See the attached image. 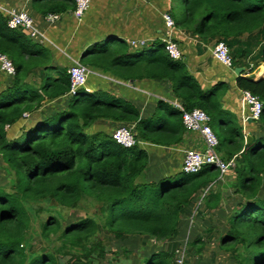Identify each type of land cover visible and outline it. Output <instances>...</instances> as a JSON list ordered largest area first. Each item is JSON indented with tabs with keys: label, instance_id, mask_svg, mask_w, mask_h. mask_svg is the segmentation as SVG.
Segmentation results:
<instances>
[{
	"label": "trees",
	"instance_id": "trees-1",
	"mask_svg": "<svg viewBox=\"0 0 264 264\" xmlns=\"http://www.w3.org/2000/svg\"><path fill=\"white\" fill-rule=\"evenodd\" d=\"M182 2L186 14L176 19V26L202 39L261 30L264 40V0ZM75 5V0H32L33 8L45 17L66 13ZM0 53L16 68L12 86L0 93V157L2 168L11 176L9 184L0 185V264H102L112 250L104 244L100 225L118 240L146 235L161 244L175 235L182 210L196 194L220 178V171L208 165L199 173L182 172L159 183L147 181L149 155L140 142L169 147L181 143L186 133L182 112L164 102L158 103L153 117L143 119L131 103L106 92L90 94L81 89L71 96L66 109L44 115L34 127L10 139L9 129L27 112L38 110L43 100L69 93L70 76L67 69L50 65V53L22 30L10 29L2 12ZM262 55L264 62V50ZM82 63L124 80L170 81L186 110L205 111L212 129L230 127L219 140L218 151L227 161L241 156L234 169L236 191L247 203L235 209L231 221L235 232L222 242L228 245L224 246L227 251H234L237 264H264V199L259 196L264 186V138L258 146L246 145L242 129L220 108L227 85L220 83L204 91L183 61L171 59L160 44L143 54L128 53L124 42L101 44ZM34 67L45 70L40 88L25 81ZM237 83L263 102L259 122L264 124V80L239 77ZM100 120L135 124L138 143L125 148L113 140V132L91 133ZM212 196L207 203L214 206L219 199L214 201ZM97 205V217L87 214L67 225L61 222L64 218L58 208L86 210ZM43 212L49 216L42 220ZM34 220L40 221L39 235L47 243V249L39 252L30 251ZM253 232L257 234L251 237ZM175 258V253L158 251L144 258V264H174Z\"/></svg>",
	"mask_w": 264,
	"mask_h": 264
},
{
	"label": "crops",
	"instance_id": "crops-1",
	"mask_svg": "<svg viewBox=\"0 0 264 264\" xmlns=\"http://www.w3.org/2000/svg\"><path fill=\"white\" fill-rule=\"evenodd\" d=\"M75 9L60 14V19L55 22H48L44 15L33 8L32 0H0V12L5 16L8 17L11 11H24L32 17L40 34L35 38H31L26 31H23L24 34L50 53V65L67 70L76 63H82L88 52L101 44L115 46L124 42L130 54L147 53L157 44L164 45L168 37L164 14L170 13L175 22L176 19L182 20L186 14L182 0H90L89 8L82 16H77ZM170 36L180 45V61H183L188 73L204 91H210L220 83L227 85L220 96L219 106L231 114L237 126L242 129L246 145H255L259 139H263L264 124L250 121L249 108L242 100L243 90L237 83L239 77L252 78L254 81L264 80V40L261 30L230 38L212 36L202 39L194 32L176 26L171 30ZM221 40L229 45L236 60L233 68L226 67L214 57V47ZM134 41L137 43L132 44ZM86 67L90 70L84 88L86 92H106L131 103L139 110L143 119L153 117L160 102L173 108L175 101L180 102L170 81L145 78L124 80L111 72ZM236 70H242V73L237 75ZM44 72L43 67H34L29 70L25 81L40 88L44 83ZM53 74L58 77L56 73ZM14 77L7 75L0 67V93L12 86ZM70 99L71 96L67 94L52 101L43 100L38 110L27 112V116L24 115L9 129L8 137L16 138L21 135L23 129L32 128L41 122L44 115L66 109ZM120 126L133 128L136 133L135 124H118L106 120L98 121L89 131L111 134ZM217 128L223 132L228 127L219 125ZM249 136L253 140L247 144ZM140 146L148 152L149 162L145 174L147 181L153 183L182 173L187 149L206 148L202 135L188 130L183 141L177 145L166 147L141 142ZM234 159L240 161L241 156ZM1 165L4 163L0 157V170ZM236 177L235 170H231L220 176L215 183L200 190L189 206L182 210L175 235L162 245L152 241L149 236L132 235L136 238L133 249H143L146 253L142 254V258L131 259L127 263L144 264V258H149L158 251H167L175 253L176 258L184 254V264H237L234 251H227L224 246L228 245L222 242L229 233L235 232L231 226L235 209L247 203L236 191ZM214 195L216 198H213ZM209 196H212L214 201L219 199L218 203L214 206L208 205ZM259 196L264 199V186ZM128 237L131 236H126L120 241L125 242L124 239ZM189 245L192 247L189 248ZM105 262L112 264L109 259Z\"/></svg>",
	"mask_w": 264,
	"mask_h": 264
},
{
	"label": "built area",
	"instance_id": "built-area-1",
	"mask_svg": "<svg viewBox=\"0 0 264 264\" xmlns=\"http://www.w3.org/2000/svg\"><path fill=\"white\" fill-rule=\"evenodd\" d=\"M75 3V13L77 16H82L89 8L90 0H75ZM46 19L48 22H55L60 19V15H49ZM164 22L168 30V37L164 41V49L171 59L180 61L182 59L180 45L178 42L172 40L170 36L171 30L176 27L175 20L170 13H165ZM8 27L10 29L26 31L31 38H35L40 34L36 29L32 17L24 11H11L8 14ZM136 43L137 42L135 41L132 42V44ZM213 54L214 57L226 67H234L235 60L231 54L229 45L224 40L219 41L215 45ZM0 67L7 75H16V68L13 62L7 55L1 53ZM89 73V68L82 63H76L74 66L69 68L68 74L70 76V90L68 94L70 96H76L81 89L86 87ZM242 93V100L250 111V119L260 121L263 113V102L258 96L254 95L250 91L243 90ZM173 105L176 109L182 112V119L186 130L199 132L206 145L204 150L197 148H190L186 150L182 165L183 172L186 174H195L199 173L205 166L214 165L220 171V176L222 177L229 171L234 170L236 167L235 159L227 161L218 151L219 139L210 125V116L201 109L188 111L179 101H175ZM112 138L117 144L125 148H132L138 143L134 129L126 126L116 128L112 133ZM174 264H184V254L177 257Z\"/></svg>",
	"mask_w": 264,
	"mask_h": 264
},
{
	"label": "rangeland",
	"instance_id": "rangeland-1",
	"mask_svg": "<svg viewBox=\"0 0 264 264\" xmlns=\"http://www.w3.org/2000/svg\"><path fill=\"white\" fill-rule=\"evenodd\" d=\"M233 58H234V56H233ZM234 60H235V58H234ZM213 131L216 134V136L218 137V139L221 140L222 137L224 138L226 136L227 132L229 131V127L226 128L223 132H221L220 129H218V128L214 129ZM255 145L258 146V143H256ZM0 176L4 177V178L0 177V185L9 184V181L11 180V176L3 168H2V170H0ZM84 206H85V204H84ZM58 209L61 210V213L63 215L64 219L61 220V222L64 225L76 222V221L80 220L81 218H84L87 214L91 215V216H95V217L100 215V207L98 205L97 206H87L86 210H77V209L68 210V209H60V208H58ZM48 216H49V213L43 212L42 213V220L46 219ZM254 216H256V214H254ZM32 228H33L32 233L34 234V238L32 239V242H31L30 251L31 252L32 251L39 252L42 250H46L47 249L46 248L47 243L39 235L41 232V229H42L40 221L34 220ZM256 234H257L256 232L251 233V237L255 236ZM100 235L103 238L104 244L112 250L111 251L112 253L108 256L109 262H112V264H128L127 262L130 261L131 259L138 260V258H142V256H144L142 254L146 253L145 251H143V249H136V248L133 249V244L135 245V239H136L133 236L128 237L127 239H124L125 242L120 241L117 238H115L112 233L105 230L102 225H100ZM52 239L55 240L56 236L52 235ZM128 240H130V241H128ZM152 241H154V240H152ZM163 243H161L160 245H162ZM190 247H192V246L189 245V248ZM125 249L130 251L129 255L125 254V251H124ZM104 264H108V263L105 262Z\"/></svg>",
	"mask_w": 264,
	"mask_h": 264
},
{
	"label": "water",
	"instance_id": "water-1",
	"mask_svg": "<svg viewBox=\"0 0 264 264\" xmlns=\"http://www.w3.org/2000/svg\"><path fill=\"white\" fill-rule=\"evenodd\" d=\"M242 73V70H236V74L239 75ZM250 121H252V119H250ZM253 138L251 136H249L247 138V144H250L252 142Z\"/></svg>",
	"mask_w": 264,
	"mask_h": 264
},
{
	"label": "bare ground",
	"instance_id": "bare-ground-1",
	"mask_svg": "<svg viewBox=\"0 0 264 264\" xmlns=\"http://www.w3.org/2000/svg\"><path fill=\"white\" fill-rule=\"evenodd\" d=\"M262 74H264V68H262Z\"/></svg>",
	"mask_w": 264,
	"mask_h": 264
}]
</instances>
